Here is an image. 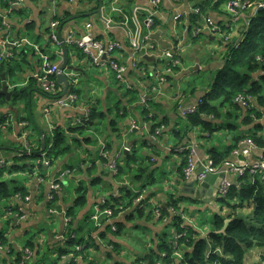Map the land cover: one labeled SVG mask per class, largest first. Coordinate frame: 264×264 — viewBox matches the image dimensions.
Here are the masks:
<instances>
[{"label":"crops","instance_id":"1","mask_svg":"<svg viewBox=\"0 0 264 264\" xmlns=\"http://www.w3.org/2000/svg\"><path fill=\"white\" fill-rule=\"evenodd\" d=\"M10 1L0 0V13L8 16L15 29V32L10 29L7 34L6 30L3 31L2 33L6 34L4 40L16 42L19 48L24 44L31 52L28 54L29 63L23 64L24 71L8 76L4 81L12 95L10 99L7 98L8 103L0 108V115L4 118L0 124V134L3 138L0 140V161H8L10 165L26 163L28 167L18 172L6 170L1 173L0 186L2 182H12L10 186L15 185L27 191V194L31 196V201L26 203L21 192L15 193L16 195H12L7 200L0 201V233L5 231V235L15 249L12 256L6 249L0 251V264H5L4 258L12 260L16 253H23L25 247H29L26 243L30 240L34 244L33 250L31 249L33 256L25 264H34L39 260L40 255H47V259H50L48 264H67L72 255H63V259L60 260L58 249L65 248L69 226L66 220L67 208L77 197L79 183L83 182L85 188H88V198L87 205L78 209L76 219L89 223L90 218L95 226L96 221L93 216L97 206L101 205L102 199L111 196L122 197L126 194V188L134 191L146 179L139 180L138 186L135 187L137 182H134V177L130 179L127 175L116 176L108 166V163L114 159L121 161L126 153L136 151L135 155L142 158V161L139 160L140 164L149 166L154 174L162 168L171 169L175 172V183H178L179 192L182 194V182L177 181L179 175L177 171L182 165L184 155L177 152L176 148L181 146L178 144L196 145L197 165L200 168L201 161L204 162L210 155L211 148L224 152L235 146L234 151L242 135L252 132L256 124H264L263 118L252 119V122H248L245 108L236 109L225 104L220 108L222 119L220 117L212 120L213 124H217L216 130L212 133L200 126H195L187 132L190 138L184 135L178 137L174 133L177 130L184 134L188 130L186 117L179 107L188 109L200 104L217 73L224 67L227 45L237 44L243 40L251 16L258 11L253 9V6L242 9L239 15H233L228 6L231 0H162L156 9V17L161 21L158 33L166 43L167 47L164 49L180 46L178 55L182 56V60L179 69L161 85L160 92L156 93L152 91L156 83L154 71L164 67L168 58L155 55L161 60L147 61L143 56L137 58L138 53L135 49L138 44L141 45L143 37L148 32L146 20L154 10L152 0H26L20 15L9 10ZM102 2L103 7L101 8ZM257 2L260 1L257 0ZM206 18H211L221 31L210 30L207 27ZM57 19L62 21L61 24L64 23L63 37L69 29L73 28L78 31L79 35L91 33L99 39L120 41L123 48L115 57L127 67L126 82L116 80L113 71L93 65L81 51L68 47L69 64L75 69L67 71L72 70L77 74L76 88L79 90V106L90 108L91 105H96L99 111L108 114L105 118L92 122L91 127L85 130V137L90 138L89 143L84 142V138L78 136L83 143L71 144L69 152L51 162L50 166L41 169L37 166L43 159L41 156V158L20 157L19 154L24 151L22 147L27 141L23 138V133L26 131L29 134L27 138L30 136L33 149L38 146L39 136L44 137V132L52 136L57 127L66 128L70 122V112L72 110L82 112V110L55 107L50 116V122L54 126V129H51L44 109L52 103V98L42 93L44 90L40 87V83L37 81L39 83L37 87L29 91V98L26 102L22 101L15 105L11 103L12 89L15 86H26L32 77L38 80L44 70L46 60L62 62L63 54L60 55L56 44L50 41L49 33L52 22ZM26 25H33L31 32L27 31ZM222 26L225 30H222ZM199 27L201 34L197 36L196 30ZM225 35L229 36L228 40L224 39ZM9 44L15 45L14 43ZM158 44L160 48H163L159 42ZM57 54L58 58L51 60V56ZM134 59L146 61L144 66H147L146 71H149L151 76L145 74L147 77H143ZM258 74L260 72L255 74V78ZM61 85L64 89V85ZM130 85L136 86L142 93H145L147 99L155 101L153 111L157 120H152L151 123L165 121V128L157 139L150 137L149 125L152 124L143 120L142 106L145 105L140 101L139 94L136 96V101L126 104L127 99L124 94ZM148 89H150L149 92ZM120 100L122 101L121 106L126 104L128 108L123 118L116 115V105ZM112 120L116 121L118 132H115V128L112 127ZM133 121L137 124V128H131ZM24 122L28 123L26 128L23 126ZM32 124L37 127V131L31 128ZM214 132L221 133V137L214 138ZM260 133L264 135V129ZM233 151L227 158L232 163H254L264 155V147L259 146L254 149L247 146L243 148L240 155L234 154ZM105 152H108V161L102 156ZM33 164H35L34 168H32ZM10 165L0 168H8ZM138 168L139 166H134L133 171ZM66 169H71L73 173L63 180L64 185L58 189L57 198L52 201L49 197L51 182ZM229 178L235 183L238 176L232 174ZM152 188L158 192L159 199L166 197L167 194H162L158 186L155 185ZM143 196L146 197L147 193ZM206 196H208L207 193L202 194L201 199L186 198L187 207L191 210L212 207L214 211L220 212L221 209L218 210L215 202L207 201ZM181 198L185 199L182 195ZM123 202H128V198H124ZM200 202L205 204V207H201ZM180 207L184 209L182 205ZM12 208L27 211L28 218L25 221H15L18 216L16 214L13 222L10 223L8 211L12 213L10 211ZM50 209L56 212L51 213ZM227 210L230 209L224 208V211ZM116 219L115 222L122 226L119 234L113 236L109 233L112 229L108 230L103 225L100 227L109 234L111 237L109 239L101 237L97 232L75 233L76 238L84 237L82 244L75 245V250L88 245L92 238L97 244L93 248L91 243L86 249L88 257L80 256L78 263L137 264L136 261L143 258L150 249L158 251L159 242L164 233H167L166 229H171L174 234L176 233L173 226L170 227L168 222L157 218L155 214L147 218L141 217L136 212L133 214L128 211V213L121 212ZM183 225L197 228L194 219L186 214ZM60 235L64 237H58ZM90 235L93 237L91 238ZM143 237L148 241L145 242ZM109 240H113L115 245ZM261 252H264V247L248 250L245 264H257L261 259V256L258 258Z\"/></svg>","mask_w":264,"mask_h":264},{"label":"trees","instance_id":"2","mask_svg":"<svg viewBox=\"0 0 264 264\" xmlns=\"http://www.w3.org/2000/svg\"><path fill=\"white\" fill-rule=\"evenodd\" d=\"M258 1L264 3V0ZM250 2L255 3L257 0H250ZM8 8L10 10V5ZM21 12L22 8H14L12 10V13L19 15ZM156 16H154V24L152 26V30L154 32H158V27L161 25L160 19ZM196 17L198 16L196 15ZM59 21L62 22L61 20ZM32 26L33 25H26L28 32L32 31ZM197 26H199V24ZM221 28L222 30H225L224 26ZM10 29L15 32L14 26H12L11 23ZM10 29H7L6 25L0 23V42L5 39L6 34L10 32ZM3 31H5L6 34H3ZM200 34L201 33H198L197 36ZM12 36L13 34L11 35V38ZM152 40L155 44L158 43V41L154 39ZM50 41L53 42L52 39H50ZM7 46L12 55L5 54L2 56L3 58L0 61V108L8 103L6 95L1 93L4 86L3 74H5L7 78L8 76L18 74V72H23L24 65L29 63L28 54L31 52V50L24 44L20 48L17 44H9ZM57 48L58 51L61 50V46H57ZM175 56L174 60H182L181 55ZM57 58L58 54L51 56V60H56ZM145 63L146 61L139 60L136 63V66L140 70V74H142L143 77H147L145 74L151 76L149 71H146L148 69L147 66H144L146 65ZM172 63V59H168L164 66H172ZM173 68L178 70L179 65H176ZM259 72L260 74H258L257 78H255V74ZM37 81V79L32 77L29 79L26 86L13 87L11 103L15 105L16 103H20L22 101L26 102L29 98V91L33 87H37L39 84ZM59 86L63 87L60 84ZM69 91L75 92L77 95L79 94L78 88L73 85H70ZM149 91L150 89H148V92ZM61 93H50L48 96L51 97L52 100H55L61 95ZM140 93H142V91L136 86H128L127 92L124 94L127 99L126 104L128 105L136 101V96ZM239 95L251 96L254 99L255 105L250 108L243 107L242 104L236 101ZM147 102L149 103V107L142 106V117L143 120L151 123L152 120H157L153 111L156 103L152 99H147ZM121 103L122 101L120 100L116 105V115L123 118L126 116L128 108L126 107V104L121 106ZM225 104H229L236 109L245 108L247 110L246 113L248 114L246 115V118L249 120L248 122L253 121L251 116H255L257 119H264V7L259 8L258 11L251 16L249 26L245 32L243 40L237 44L233 43L227 45L224 67L217 73L210 89L206 92L205 96H203L195 111L187 113L185 116L188 130L184 132V134L177 130L174 131V133L178 137H182L184 135V137L188 136V138H190L189 135H187V132L195 126L203 127V129L212 133L217 128V124H213L212 120L220 117L222 119L220 108ZM89 110L88 119L83 124H76L73 122V119L84 114L78 111L74 112L72 110L69 114L70 122L66 128L57 127L52 136L48 132H44V137L41 138L39 136L38 138V146L33 147L32 154H24L21 157H40L42 150H46L48 151L47 157L51 162H54L70 151L71 144L83 143L78 136L83 137L85 140L84 142L89 143L90 138L85 137V130L91 127L92 122L103 119L108 114L107 112L99 111L96 105H91ZM3 120L4 118L0 115V124ZM164 123L165 121L161 120L153 124L151 123L152 125H149V134H155L159 127L165 125ZM111 125L115 128V132L119 131L115 120H112ZM34 128L37 131V127L34 126ZM263 129L264 124H256L254 130L250 133L242 135L238 143L243 139L251 138L259 147H264V135L260 133ZM27 140L31 147L32 144L30 136ZM43 143H46L45 149H43ZM179 145L183 146L185 144H178V146ZM25 146L26 144L22 147V149L24 148L23 152H26ZM234 147H230L224 152H220L216 148H211L209 150V156L212 157L214 166L225 164L228 161L227 158L233 151ZM135 154L136 151L128 152L121 161H118V172L116 173V176L120 177L127 175L130 179L133 177L137 180H142L143 177L146 179L143 181L142 185L134 191L130 188H126V194L122 197L111 196L106 198L105 205L112 209L113 217H115L113 222H115V219L121 212L128 213V211H130V213L133 212V214L136 212L141 217L144 216L151 218L152 215L154 216L155 208H159L161 211L160 219L165 220V222H168L170 227L173 226L175 228L176 233L174 234V237L176 234H180V237L177 239V247L183 253V258L179 261V258L176 256L177 247H175V238L173 237L169 241V239H167V233H164L161 241L159 242L158 251L150 249L143 258H139L136 261L137 264H156L158 261H162L164 264H245V257L248 250L255 247H264V176L246 173L238 177L237 181L230 187L227 195L225 197L218 198L221 203L227 206L226 209L229 208L230 210L224 211V208H222L220 212H215L213 215L211 230L203 233L196 227L194 228L190 225H183L184 219L182 218L181 212L185 211L178 204V195H166L164 199L158 198V192L152 188L157 184V177H155L154 172L150 170L149 166H143L140 164L139 160L142 161V158ZM182 154L184 155L182 165L177 171L179 174L177 176V181L179 183L185 181L183 169L187 163L186 153ZM105 159L108 161V157ZM37 166L41 169L42 167H45L43 159L37 164ZM134 166H139V168L133 171ZM27 167L28 164L26 163L22 165L13 164L8 168H0V174L6 170H9L10 172L22 171L23 168L26 169ZM34 167L35 164L32 165V168ZM60 182L61 186H63L64 181ZM11 183L12 182L1 183L0 201L7 200L15 193L17 194L20 192L22 198L25 199L28 192L23 189H19L15 185L10 186ZM79 185L80 186L77 188L76 199L73 204L67 208V216L71 218L68 221L69 226L65 248L58 249V259L60 260L63 259V255H72L67 264H80L78 263V258L80 256H83V258L88 257L86 249L91 245V243L93 248L97 246L95 240L92 238L93 235H90L92 239L88 245L79 250H75V245L82 244L84 237H72L74 233L82 232L85 234L86 232H91L92 234V232H97L103 238H111L104 230V228L111 230V224L107 219L102 220L104 228H100L97 225L94 226L92 221H90V218L88 219L89 223L76 219L78 209L87 205L88 198V188H85L86 186L83 185V182L79 183ZM147 189H149L148 192ZM144 191L147 193V196L142 198V200L137 203L136 200L141 195L145 194ZM57 195L58 193L55 191V199L57 198ZM175 196L177 197L175 198ZM124 198H128V202H123ZM172 207L177 210L178 213H172L170 211V208ZM244 209L248 212L243 214L242 211ZM10 211L12 212L9 213L8 211V221L10 223L13 222L14 215H21L23 213V211L18 210L17 208H12ZM227 218L232 219L231 223L224 232H221ZM116 226L117 230H111L112 232L109 231V233L113 236L119 234V230L122 229V226H120L118 222L116 223ZM109 241L115 245L113 240ZM33 245L32 240H30L26 243V246L29 247L25 248L31 247L30 249L33 250ZM0 246V251L6 249L9 251L8 254L11 256L15 251L13 245L5 235V231L0 233ZM69 247H72V249H68ZM262 259L264 258L262 257ZM4 260L5 264H25V252L16 253L15 258L12 260H7L5 258ZM257 264L264 263L261 260Z\"/></svg>","mask_w":264,"mask_h":264},{"label":"built area","instance_id":"3","mask_svg":"<svg viewBox=\"0 0 264 264\" xmlns=\"http://www.w3.org/2000/svg\"><path fill=\"white\" fill-rule=\"evenodd\" d=\"M26 0H11L9 5H10V10L12 11L14 8H22L25 5ZM152 5L154 7V10L152 13L148 16L146 20V27L148 29L147 34L143 37L141 41V45L135 48L138 53V57H142L144 54H153L159 57H164L168 59H172V66H164L162 68H158L154 71V75L156 77V83L152 87V91L159 93L160 92V87L163 85L167 80L168 77L173 75L176 71L175 68H173L176 65L181 64V61L179 59L174 60L176 57L175 55H178L180 51V46H175L170 49H164L160 48V45L158 43H154L151 34L154 33L152 30V26L154 24V16H156V9L160 6L162 0H152ZM253 5V9H259L261 7H264L263 2H255L251 3L250 0H231L228 3L229 6V11L234 15H239V12L242 9H246L247 7H250ZM0 23H3L4 25L7 26V29H10V21L8 19V16L3 15L0 13ZM206 24L207 27L210 30L213 31H221L220 27L216 25L211 18H206ZM61 22L59 20H54L52 22V28L50 31V36L52 41L57 45L61 46V40L58 34V30L60 28ZM89 26V25H88ZM201 28H197L196 33H200ZM225 40L229 39L228 35L224 36ZM65 43L67 44L68 47H73L79 51H81L83 54L86 55V57L89 59V61L101 68V69H107L113 71L115 78L121 82H126V72H127V67L120 63L119 60L115 57V55L122 50L123 44L120 41H117L115 39H108V40H103L99 39L95 36H93L91 33H84L80 34L76 29H69L66 33V35L63 37ZM9 43H14L16 42L9 41V40H3L0 42L1 45V51H0V61L2 60L3 55H12V53L9 51L8 46ZM62 48V47H61ZM5 51V53H4ZM59 54H62V51H59ZM134 62H138L137 59H134ZM61 63L58 62H53L50 60L45 61L44 65V70L38 77V82L40 83V87L42 90L47 91L48 93L52 94H58L61 93V95L56 98L55 100H52V103L47 106L44 109V113L46 116L47 121L49 122V126L51 129H54L53 124L50 122V116L52 114V111L54 110L55 107L59 108H68V109H81L84 113V115L75 117L73 119V122L76 124H83L89 116V108L87 107H80L79 106V95L75 92H70L68 90L67 93L63 94V87L59 86V82L57 81V75L61 72L60 70ZM65 74L69 77L70 79V85H73L74 87H77L78 84V77L77 74L74 71H67L65 70ZM61 85V84H60ZM139 99L140 101L148 107V102H147V97L145 93L139 94ZM240 104H242L243 107L245 108H250L254 104V99L251 96H244V95H239L236 99ZM182 113L186 116L187 113L194 112L197 107L194 108H183L182 106L179 107ZM149 125V124H145ZM23 126L26 128L28 126L27 122L23 123ZM137 124L133 121L131 128H137ZM165 126L159 127L155 134H150V137L153 139H157L158 136H160L164 130ZM28 133L25 131L23 133V138L28 139ZM247 146L251 149L256 148L258 146L253 139L251 138H246L237 143V148L234 149V154L240 155L243 152V148H247ZM129 150V148H127ZM196 145L194 144H188V145H183L180 147H177L176 150L178 153H186L187 157V163L183 169V173L185 176V180L189 179L196 171L198 168L197 165V150H196ZM32 147H30L28 140L26 141V152L20 153V157L23 156L24 154L31 155L32 154ZM48 151L43 150L41 152V157L43 158L44 165L45 166H50L51 161L47 157ZM103 157H108V152H105L102 154ZM203 170L198 174V181H203L208 174H213V173H219V172H224L226 174V177L223 179L221 186L219 188V197H225L230 189V187L233 185L232 180L229 178L230 175L236 174V176L240 177L241 175H244L246 173L252 174V175H261L264 176V157L260 158L257 160V162L254 163H247V162H235L232 163L230 161H227L223 165H218L214 166L213 159L211 156H208L204 162H202ZM11 163L8 161H0V167H5L7 165H10ZM109 168L113 171L114 174L118 172V159H114L112 162L108 163ZM69 174H72L71 169H66L64 170L56 179L52 180L51 182V192H50V199H54V194L55 191L57 192L58 189L61 188V182L63 181ZM142 198H144L143 195H141L136 202L139 203ZM179 198V196H178ZM26 203H29L31 201V196L27 195L24 199ZM101 205L97 206L96 213L94 214L93 218L96 221V225L98 227H101L103 225L102 220L107 219L110 224H111V229L112 231L117 230L116 223L113 222V211L110 207L106 206V199L101 200ZM23 211L21 215L16 216L18 220L25 221L28 218V212ZM170 211L172 213H178L177 210H175L173 207L170 208ZM51 213L56 212L54 209H50ZM154 214L156 215L157 218L161 217V211L159 208H155ZM182 218L184 219L185 212H181ZM71 217H68L66 215V220L69 221ZM166 219V218H165ZM167 221V220H166ZM75 236V233L72 235V237ZM60 238H63V235L58 236ZM180 237V234H176L175 238V247L178 246V241L177 239ZM1 247V246H0ZM80 248V247H78ZM25 252V262L33 256V252L30 248H26L24 250ZM165 255V254H164ZM176 256L179 258V261L182 260L183 258V253L181 250L177 247V252ZM262 262L264 263V259H261ZM156 264H164L162 261L156 262Z\"/></svg>","mask_w":264,"mask_h":264},{"label":"water","instance_id":"4","mask_svg":"<svg viewBox=\"0 0 264 264\" xmlns=\"http://www.w3.org/2000/svg\"><path fill=\"white\" fill-rule=\"evenodd\" d=\"M102 7H103V2L101 4V8ZM63 25L64 23L60 25V28L58 30V34L61 40L63 59L60 67L61 72L57 75V81L60 84L64 85L63 94H65L68 92L70 88V79L65 74V70L75 69V67L69 64L70 61L69 50L62 36ZM151 38L158 41L163 48L167 47L165 41L161 39V36L158 32L151 34ZM143 58L147 61H152V62L161 60L158 59L155 55H149V54H144ZM3 81H6L5 74H3ZM1 93L6 95L8 99L11 98L12 92L9 91L8 86L5 84L3 86V89L1 90ZM45 148H46V143L43 144V149ZM202 170H203V166L200 164V168L198 167L197 171L189 179L182 182L181 195L183 198L201 199L202 194L204 195L205 193H207L208 196L205 197L207 201L214 203L215 199L219 198V188L221 186L223 179L226 177V174L224 172L208 174V176L203 181H198V174ZM231 220H232L231 218H227L225 220V225L221 232H224L227 229L228 225L231 223ZM15 221H18V218H15Z\"/></svg>","mask_w":264,"mask_h":264},{"label":"rangeland","instance_id":"5","mask_svg":"<svg viewBox=\"0 0 264 264\" xmlns=\"http://www.w3.org/2000/svg\"><path fill=\"white\" fill-rule=\"evenodd\" d=\"M42 93L47 95V97L50 94L47 91H42ZM81 113H83V111ZM251 118H253V120L257 119L255 116H251ZM31 128L33 130L35 129L33 124L31 126ZM213 135H214V138H216V137L220 138L221 137V133L214 132ZM2 139H3L2 135L0 134V140H2ZM73 162H75V161H73ZM174 173H175L174 171H172L171 169L167 170V168H165V170L162 168L160 170L155 171V177H157L156 186H158L159 191H161L162 194L163 193L167 194V196L168 195H173V194L178 195L180 197V198H178L179 199L178 204L182 205L184 207L185 214L189 218L194 219L195 224L197 225V229L202 231L203 233L208 232L212 228L213 215L217 211H214L212 209V207H207V208H204L203 210H191L189 207H187L188 201H186L187 200L186 198L185 199L181 198V194L179 192V187L177 186L178 183H175L176 182L175 181L176 180V176H174ZM134 182H137L135 184V187H137L138 184H139V180L135 179ZM175 192H178L179 194L175 193ZM176 197L177 196H175V198ZM200 205H201V207H205V204H203L202 202H200ZM215 205L218 207V210H220L222 208H227V206L225 204L221 203L218 199H215ZM245 212H248V211H246L244 209L242 211V213L244 214ZM166 231H167V236H168L167 239H169V241H170V239L174 237V233H173V231L171 229L170 230L166 229ZM144 232H145V230H144ZM143 238H144L145 242L148 241L147 238H145V237H143ZM259 256L264 258V252H261L260 255L258 254V258H259ZM49 261H50V259H47V255H44V256L40 255L39 256V260H37L34 264H44V263L48 264ZM258 261L260 262V259Z\"/></svg>","mask_w":264,"mask_h":264}]
</instances>
